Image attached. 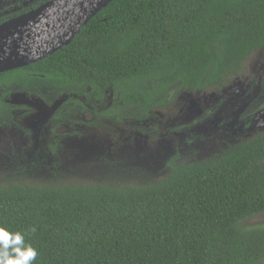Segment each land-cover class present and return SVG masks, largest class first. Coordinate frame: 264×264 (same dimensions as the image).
<instances>
[{"label": "trees", "instance_id": "16d2710c", "mask_svg": "<svg viewBox=\"0 0 264 264\" xmlns=\"http://www.w3.org/2000/svg\"><path fill=\"white\" fill-rule=\"evenodd\" d=\"M263 50L264 0H112L68 45L0 74V120L51 94L151 116L228 87ZM184 158L149 184L7 181L0 226L36 249L30 264H263L250 221L264 216V134Z\"/></svg>", "mask_w": 264, "mask_h": 264}, {"label": "rangeland", "instance_id": "374dc122", "mask_svg": "<svg viewBox=\"0 0 264 264\" xmlns=\"http://www.w3.org/2000/svg\"><path fill=\"white\" fill-rule=\"evenodd\" d=\"M55 108L35 105L32 112H16V126L0 121V185L17 179L149 184L166 175L174 151L187 161H208L264 134V50L228 87L178 94L148 120L125 110L116 122L75 115L55 125ZM51 131L61 136L55 150L48 149ZM263 223L264 216L250 221Z\"/></svg>", "mask_w": 264, "mask_h": 264}, {"label": "water", "instance_id": "95a60500", "mask_svg": "<svg viewBox=\"0 0 264 264\" xmlns=\"http://www.w3.org/2000/svg\"><path fill=\"white\" fill-rule=\"evenodd\" d=\"M112 0H50L0 25V74L27 67L68 45Z\"/></svg>", "mask_w": 264, "mask_h": 264}, {"label": "flooded vegetation", "instance_id": "af4514ba", "mask_svg": "<svg viewBox=\"0 0 264 264\" xmlns=\"http://www.w3.org/2000/svg\"><path fill=\"white\" fill-rule=\"evenodd\" d=\"M43 0H0V4L3 3L5 5L0 6V25L16 19L18 17H21L35 9H37L39 6L43 5L44 3L50 1H46L44 3H42ZM7 3V4H6ZM48 102L49 104L44 105L43 103H37V105L45 107V108H51V107H56L54 110V121L53 123L55 125L61 124V125H66V123L71 121V118H74L75 115L78 116H85V117H91L92 119H97L99 120V122L103 119H112L115 122L119 119L122 118V116L120 115L121 112H125V110H134V109H128L126 108L118 99L115 100V102H109V103H103L104 105L100 106L99 104L95 105H91L89 103H87L86 105H83L80 107H75L72 108V102L71 100H67L66 104H63L64 101L63 100L61 103H59L58 105H54L56 101L54 99V96L51 94V96L48 97ZM19 111H23V112H32L33 109L31 106H25L23 107L21 110H17L16 112ZM136 113L140 114V117L142 119H146L148 120L150 117L153 118V115L151 116H147L137 110H134ZM12 113L11 116L9 118H6L5 121L7 122H14L15 126H16V120H15V116L13 117V115L16 113ZM53 115V114H52ZM59 116H61V118H58ZM136 120V119H135ZM1 121V120H0ZM4 121V122H5ZM2 122V121H1ZM51 130V129H50ZM52 138H55L53 140H51ZM61 136L58 135H54V132L51 131L50 135L48 137L49 140V145H48V149L49 150H55L56 148H58V143L60 140ZM178 153L177 151H174V153L171 155V157L175 154ZM179 154V153H178ZM185 159V158H184ZM169 160V159H168ZM167 163V162H166ZM166 167V165H165ZM71 183H75L72 182Z\"/></svg>", "mask_w": 264, "mask_h": 264}, {"label": "clouds", "instance_id": "9594fccd", "mask_svg": "<svg viewBox=\"0 0 264 264\" xmlns=\"http://www.w3.org/2000/svg\"><path fill=\"white\" fill-rule=\"evenodd\" d=\"M36 256V249L24 243L21 233L0 226V264H30Z\"/></svg>", "mask_w": 264, "mask_h": 264}]
</instances>
